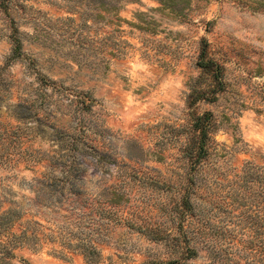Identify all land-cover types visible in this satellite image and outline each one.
<instances>
[{
  "label": "rangeland",
  "instance_id": "obj_1",
  "mask_svg": "<svg viewBox=\"0 0 264 264\" xmlns=\"http://www.w3.org/2000/svg\"><path fill=\"white\" fill-rule=\"evenodd\" d=\"M0 264H264V0H0Z\"/></svg>",
  "mask_w": 264,
  "mask_h": 264
},
{
  "label": "crops",
  "instance_id": "obj_2",
  "mask_svg": "<svg viewBox=\"0 0 264 264\" xmlns=\"http://www.w3.org/2000/svg\"><path fill=\"white\" fill-rule=\"evenodd\" d=\"M99 89L102 92L108 91V92L111 93L112 85H111L110 79H108L105 83H102V85H101V87Z\"/></svg>",
  "mask_w": 264,
  "mask_h": 264
},
{
  "label": "trees",
  "instance_id": "obj_3",
  "mask_svg": "<svg viewBox=\"0 0 264 264\" xmlns=\"http://www.w3.org/2000/svg\"><path fill=\"white\" fill-rule=\"evenodd\" d=\"M88 261H89V259H88ZM99 260H97V261H94V263H97Z\"/></svg>",
  "mask_w": 264,
  "mask_h": 264
}]
</instances>
